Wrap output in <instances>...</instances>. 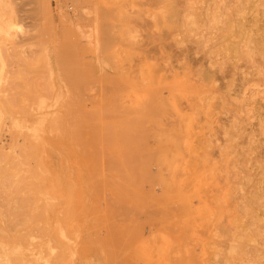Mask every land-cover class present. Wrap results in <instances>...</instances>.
Here are the masks:
<instances>
[{"label": "rangeland", "instance_id": "1", "mask_svg": "<svg viewBox=\"0 0 264 264\" xmlns=\"http://www.w3.org/2000/svg\"><path fill=\"white\" fill-rule=\"evenodd\" d=\"M263 227L264 0H0V264H264Z\"/></svg>", "mask_w": 264, "mask_h": 264}, {"label": "bare ground", "instance_id": "2", "mask_svg": "<svg viewBox=\"0 0 264 264\" xmlns=\"http://www.w3.org/2000/svg\"><path fill=\"white\" fill-rule=\"evenodd\" d=\"M166 13H167V12H166ZM164 14H165V13H164ZM206 18H207V17H206ZM212 18H213V17H212ZM160 21H161V20H160ZM158 23H159V22H158ZM228 24H229V23H228ZM197 28H198V26H197ZM197 28H196V29H197ZM187 30H188V29H187ZM220 33H221V32H220ZM232 38H233V37H232ZM225 40H226V39H225ZM220 41H221V40H220ZM226 41H227V40H226ZM223 51H224V50H223ZM158 78H159V77H158ZM188 80H190V79H188ZM160 82H161V81H160ZM162 82H163V81H162ZM182 82H183V81H182ZM257 92H258V91H257ZM60 93H62V92H60ZM82 94H83V93H82ZM61 95H62V94H61ZM99 95H100V94H99ZM73 96H74V94H73ZM73 96H72V97H73ZM62 97H63V96H62ZM86 97H87V96H86ZM86 97H85V98H86ZM88 97H89V96H88ZM88 97H87V98H88ZM73 98H74V97H73ZM87 98H86V99H87ZM101 98H103V97H101ZM104 98H105V97H104ZM117 98H118V97H117ZM105 99H106V98H105ZM105 99H104V101H105ZM161 99H162V98H161ZM71 100H72V99H71ZM73 100H75V99H73ZM83 100H84V99H83ZM88 100H89V99H88ZM109 100H110V99H109ZM112 100H113V99H112ZM115 100H116V99H115ZM247 101H248V100H247ZM73 102H74V101H73ZM79 103H80V102H79ZM110 103H111V102H110ZM133 103H134V102H133ZM61 104H62V103H61ZM75 104H76V103H75ZM104 104H105V103H104ZM97 105H98V104H97ZM59 106H60V105H59ZM166 107H167V106H166ZM28 108H29V107H28ZM117 109H118V108H117ZM170 109H171V108H170ZM51 110H52V108H51ZM54 110H55V109H54ZM115 110H116V108H115ZM120 110H121V109H120ZM148 110H149V109H148ZM116 111H117V110H116ZM118 111H119V110H118ZM160 111H161V110H160ZM66 112H67V111H66ZM83 112H84V111H83ZM123 112H124V111H123ZM123 112H121V113H123ZM148 112H149V111H148ZM155 112L158 113L157 111H155ZM90 113H91V112H90ZM102 113H103V112H102ZM109 113H110V112H109ZM153 113H154V112H153ZM153 113H152V114H153ZM148 114H149V113H148ZM154 114H155V113H154ZM158 114H159V113H158ZM169 114H170V113H169ZM96 115H97V113H96ZM206 115H207V114H206ZM104 116H105V115H104ZM154 116H155V115H154ZM204 116H205V115H204ZM70 117H71V116H70ZM88 117H89V116H88ZM160 117H162V116H160ZM208 117H209V116H208ZM158 118H159V117H158ZM170 118H171V117H170ZM168 119H169V118H168ZM51 120H52V119H51ZM58 120H59V118H58ZM70 120H71V119H70ZM41 121H42V120H41ZM59 121H61V120H59ZM119 121H121V120H118V122H119ZM67 122H68V121H67ZM71 122H72V120H71ZM115 122H116V121H115ZM164 122H165V121H164ZM181 122H182V121H181ZM50 123H51V122H50ZM52 124H53V123H52ZM63 125H64V124H63ZM65 126H66V125H65ZM70 126H71V125H68V127H66V128H69ZM74 126H75V125H74ZM74 126H72V127H74ZM52 127H53V125H52ZM52 127H51V128H52ZM106 127H107V126H106ZM234 127H235V126H234ZM234 127H233V128H234ZM62 128H63V127H62ZM172 128H173V127H172ZM172 128H171V129H172ZM59 129H60V128H59ZM174 129H175V128H174ZM51 130H52V129H51ZM64 130H65V129H64ZM64 130H63V131H64ZM73 130H74V129H73ZM104 130H105V129H104ZM175 130H177V129H175ZM60 131H61V129H60ZM63 131H62V132H63ZM75 132H76V131H75ZM107 132H108V131H107ZM118 132H120V131H118ZM64 133H65V131H64ZM67 133H68V132H67ZM70 133H71V132H70ZM98 133H99V132H98ZM98 133H97V134H98ZM114 133H115V132H114ZM52 134H53V133H52ZM104 134H105V133H104ZM173 134H174V133H173ZM60 135H61V134H60ZM66 135H67V134H66ZM75 135H76V134H75ZM78 135H79V134H78ZM98 135H99V134H98ZM113 135H114V134H113ZM164 135H165V134H164ZM168 135H169V134H168ZM107 136H108V134H107ZM120 136H121V135H120ZM130 136H131V135H130ZM130 136L128 137V139L132 138V141H131V139H130L129 141L133 143V139H134V137H130ZM69 137H71V136H67V138H69ZM172 137H175V135H173ZM176 137H177V136H176ZM73 138H74V137L72 136V139H73ZM78 138H79V137H77V139H78ZM97 138H98V137H97ZM105 138H106V137H105ZM105 138H102V139H105ZM119 138H120V137H119ZM122 138H124V137L122 136ZM122 138H121V140H123ZM177 138H178V137H177ZM177 138H176V139H177ZM62 139H63V138H62ZM72 139H71V140H72ZM106 139H107V138H106ZM114 139H116V138H113V141H115ZM128 139L125 138L124 140H127V141H128ZM121 140H119V141L122 142ZM67 141H68V140H67ZM106 141L108 142V140H106ZM106 141L104 142L105 144H106ZM111 141H112V140H111ZM135 141H136V140H135ZM69 142H70V141H69ZM75 142L77 143V140H76V139H75ZM75 142H74V144H75ZM91 142H92V141H91ZM116 142H117V141H116ZM117 143H118V142H117ZM122 143H124V142H122ZM176 143H177V141H176ZM81 144H82V143H81ZM120 144H121V143H120ZM90 145H91V144H90ZM81 147H83V146H81ZM114 147H115V146H114ZM165 147H166V146H165ZM75 148H76V147H75ZM61 149H62V148H61ZM66 149H69V148H66ZM76 150H77V149H76ZM79 150H80V149H79ZM96 150H97V149H95V151H96ZM82 151H84V150H82ZM98 151H99V150H98ZM194 151H195V149H194ZM84 152H87V151H84ZM99 152H100V151H99ZM130 152H131V151H130ZM192 152H193V151H192ZM190 153H191V152H190ZM19 154H20V153H19ZM96 154H97V153H96ZM130 154H131V153H130ZM130 154H129V155H130ZM44 155H45V154H44ZM99 155H100V157H101V154H99ZM90 156H91V154H90ZM112 156H113V155H112ZM112 156H111V158H112ZM133 156H134V155H133ZM142 156H143V155H142ZM18 157H19V156H18ZM91 157H92V156H91ZM93 157H94V156H93ZM115 157H116V156H115ZM115 157H114V158H115ZM205 157H206V156H205ZM98 158H99V157H98ZM105 158H106V157H105ZM116 158L118 159L119 157L117 156ZM145 158H146V157H145ZM83 159H85V158H83ZM91 159H92V158H90V160H91ZM109 159H110V158H109ZM120 159H121V158H120ZM143 159H144V158H143ZM192 159H193V158H192ZM110 160H111V159H110ZM121 160H122V159H121ZM121 160H119V161H121ZM134 160H135V158H134ZM225 160H226V159H225ZM65 161H66V160H65ZM84 161H85V160H84ZM113 161H114V160H113ZM128 161H129V160H128ZM132 161H133V159H132ZM12 162H13V161H12ZM103 162H104V161H103ZM106 162H107V160H106ZM109 162H111V161H109ZM114 162H116V161H114ZM145 162H146V161H145ZM192 162H193V161H192ZM131 163H132V162H131ZM136 163H137V162H136ZM136 163H134V164H136ZM146 163H148V162H146ZM65 164H66V163H65ZM95 164H96V163H95ZM99 164H100V163H99ZM117 164H118V163H117ZM120 164H121V163H120ZM142 164H143V163H142ZM190 164H191V163H190ZM190 164H189V167L191 166ZM192 164H193V163H192ZM105 165H106V164H105ZM112 165H113V163H112ZM121 165H122V164H121ZM98 166H99V165H98ZM100 166H101V165H100ZM110 166H111V165H109V167H110ZM118 166H119V165H118ZM118 166H116V167L113 166V167H114V169H115V168H117ZM131 166H132V165H131ZM104 167H105V166H104ZM123 167H124V166L122 165V168H123ZM133 167H134V166H133ZM133 167H132V168H133ZM189 167H188V168H189ZM196 167H197V166H196ZM27 168H28V167H27ZM38 168H39V167H38ZM88 168H89V167H88ZM94 168H95V167H94ZM120 168H121V167H120ZM120 168H118V171H119ZM111 169H112V168H111ZM134 169H135V168H134ZM134 169H133V171H134ZM145 169H146V168H145ZM97 170H99V169H97ZM121 170H122V169H121ZM121 170H120V171H121ZM176 170H177V169H176ZM178 170H179V169H178ZM90 171H91V170H90ZM123 171H124V170H123ZM125 171H126V170H125ZM125 171H124V172H125ZM127 171H128V170H127ZM129 171H130V170H129ZM133 171H132V172H133ZM202 171H203V170H202ZM211 171H212V170H211ZM124 172H123V175H124ZM134 172H135V171H134ZM173 172H174V171H173ZM203 172H204V171H203ZM121 173H122V171H121ZM142 174H144L143 171H142ZM175 174H176V172H175ZM88 175H89V174H88ZM129 175H130V174H129ZM150 175H151V174H150ZM168 175H169V174H168ZM133 176H134V175H133ZM204 176H205V175H204ZM152 177H153V176H152ZM152 177H150V178H152ZM198 177H199V176H198ZM202 177H203V176H202ZM132 178H134V177H132ZM168 178H169V177H168ZM89 179H90V178H89ZM142 179H143V177H142ZM147 179H148V178H147ZM125 180L128 181L126 178H125ZM144 180H145V179H144ZM182 180H183V179H182ZM186 181H187V180H186ZM82 182H83V181H82ZM128 182H129V181H128ZM141 182H142V181H141ZM141 182H139V183H141ZM70 183H71V182H70ZM111 183H112V181H111ZM131 183H132V182H131ZM147 183H148V182H147ZM73 184H74V183H73ZM112 184H113V183H112ZM71 185H72V183H71ZM71 185H70V186H71ZM149 185H150V184H149ZM70 186H69V187H70ZM72 186L74 187V185H72ZM52 187H53V186H52ZM142 188H143V186H142ZM6 189H7V188H6ZM201 189H202V188H201ZM20 190H21V189H20ZM9 191H10V190H9ZM21 191H22V190H21ZM202 192H203V191H202ZM2 193H3V192H2ZM2 193H1V194H2ZM6 194H7V193H6ZM72 197H73V196H72ZM145 199H146V198H145ZM117 200H118V199H117ZM117 200H116V202H117ZM147 200H148V199H147ZM120 201H122V200H120ZM124 201H125V200H124ZM130 201H131V200H130ZM137 201H138V200H137ZM139 201H140V200H139ZM17 202H18V201H17ZM134 202H135V200H134ZM142 202H143V201H142ZM146 202L148 203V201H146ZM261 202H262V201H261ZM86 203H87V200H86ZM121 203H122V202H121ZM125 203H126V202H125ZM132 203H133V201H132ZM148 204H149V203H148ZM221 204H222V203H221ZM73 205H74V204H73ZM135 205H136V204H135ZM143 205H145V204H143ZM248 206H249V205H248ZM137 207H138V206H137ZM249 207H250V206H249ZM5 208H6V207H5ZM26 208H27V207H26ZM18 209H19V208H18ZM20 210H21V209H20ZM203 211H204V210H203ZM3 212H4V211H3ZM246 212H248V211H246ZM19 213H20V212H19ZM31 213H32V212H31ZM261 222H262V221H261ZM248 226H249V225H248ZM251 226H252V224H251ZM258 227H259V226H258ZM39 229H40V228H39ZM257 229H258V228H257ZM263 229H264V227H263ZM259 230H260V228H259ZM40 231H41V230H40ZM258 235H259V234H258ZM256 237H257V236H256ZM24 238H25V237H24ZM35 238H36V237H35ZM261 240H262V239H261ZM250 241H251V239H250ZM252 243H253V242H252ZM246 248H247V247H246ZM253 248H254V246H253ZM247 250H248V249H247ZM258 250H259V249H258ZM252 251H253V250H252ZM253 253H254V252H253ZM21 262H22V261L20 260V263H21ZM8 263H9V260H8ZM4 264H5V263H4ZM22 264H23V263H22Z\"/></svg>", "mask_w": 264, "mask_h": 264}]
</instances>
